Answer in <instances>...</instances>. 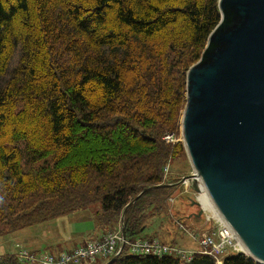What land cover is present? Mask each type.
Listing matches in <instances>:
<instances>
[{
  "label": "trees",
  "instance_id": "obj_1",
  "mask_svg": "<svg viewBox=\"0 0 264 264\" xmlns=\"http://www.w3.org/2000/svg\"><path fill=\"white\" fill-rule=\"evenodd\" d=\"M219 1L0 0V239L95 205L107 235L144 190L177 183L164 167L186 150L164 137L179 134L187 73L222 19ZM177 188L149 190L127 209L128 242L147 238V210H164ZM110 264L217 261L126 245ZM223 264L259 263L230 253Z\"/></svg>",
  "mask_w": 264,
  "mask_h": 264
},
{
  "label": "water",
  "instance_id": "obj_2",
  "mask_svg": "<svg viewBox=\"0 0 264 264\" xmlns=\"http://www.w3.org/2000/svg\"><path fill=\"white\" fill-rule=\"evenodd\" d=\"M219 8L222 19L187 73L181 123L193 174L148 188L127 206L124 242L107 264L126 246L127 209L149 190L186 181L198 194L203 184L246 256L264 264V0H220Z\"/></svg>",
  "mask_w": 264,
  "mask_h": 264
},
{
  "label": "rangeland",
  "instance_id": "obj_3",
  "mask_svg": "<svg viewBox=\"0 0 264 264\" xmlns=\"http://www.w3.org/2000/svg\"><path fill=\"white\" fill-rule=\"evenodd\" d=\"M17 58L18 55L16 56L15 61ZM174 134L176 136V143L183 142L182 123L179 129V134ZM169 163L170 172L168 177H165L164 172V179L166 182L175 183L178 182L176 181L177 179L181 180L182 178L193 174V168L188 155L173 159ZM199 196L200 193H196L192 186L191 188H188L186 184L178 186L177 189H174L170 200L166 201L167 206H165L164 210L157 211L152 208L147 210L150 217L146 223L147 229L144 232V235L147 237H156L155 239H158L162 243L180 248L184 251L194 253L195 250L199 251V243L191 237V234L201 235L204 232L214 234L218 231V225L214 220V215L206 210L203 203L200 202L201 206L192 204L193 201H197L198 199L200 201L201 197ZM100 208V205H95L91 210H78L66 217L35 225L32 228L22 231L20 234L23 235H21L22 239L20 240L23 242L24 239L30 237L32 240H35L34 242L38 241L39 246L36 248L38 249L37 251H35V248L32 246H29V249H31L29 251L34 253H50L56 255L58 249L64 247L72 249L80 242V240L77 239L80 234L95 229L96 222L94 216L91 214L94 211H98ZM200 212L202 213L201 215ZM5 238L7 237H2L0 241L6 242L8 239ZM95 239L98 240L97 238ZM20 240L17 241L19 242ZM185 241L187 242V248L195 250L189 251V249H184L183 245ZM1 242L0 254L8 246ZM10 244L6 249L12 250L14 243H12L11 246ZM17 251L19 252L21 250ZM71 251L73 250H67V252ZM108 262L109 260L98 259L95 264H106Z\"/></svg>",
  "mask_w": 264,
  "mask_h": 264
},
{
  "label": "built area",
  "instance_id": "obj_4",
  "mask_svg": "<svg viewBox=\"0 0 264 264\" xmlns=\"http://www.w3.org/2000/svg\"><path fill=\"white\" fill-rule=\"evenodd\" d=\"M168 144L176 143L174 133H168L164 137ZM165 177L170 172L169 167L164 169ZM191 188V181L185 183ZM218 231L214 234L204 232L201 235L191 234V237L199 243L200 250L195 253H203L216 259L217 264L222 263L224 256L230 253H243L244 246L233 228L223 220V217H215ZM183 227V226H182ZM123 237L120 231L109 233L99 240H91L86 244L75 248L71 252L54 255L50 253H34L27 250L19 251L17 258L26 264H94L98 259L109 260L120 250ZM131 253L151 255L156 257L174 256L183 261H190L194 252L184 251L180 248L162 243L158 239H136L127 242ZM1 260V257H0Z\"/></svg>",
  "mask_w": 264,
  "mask_h": 264
},
{
  "label": "crops",
  "instance_id": "obj_5",
  "mask_svg": "<svg viewBox=\"0 0 264 264\" xmlns=\"http://www.w3.org/2000/svg\"><path fill=\"white\" fill-rule=\"evenodd\" d=\"M20 233H22V231L21 232H18L16 234H11V235L6 236L7 238H5V239H8V240H6V242H1L0 241L1 243H4V244L8 245L6 248L9 247L10 242H11L10 246L12 245V243H14V245H13L14 247H12V250H9V249H6L5 248L4 251L1 254H4V255L5 254H12V255H14L15 254L16 255L18 253L17 250H28V251L31 250V249H29V246H32L33 248H35V251L38 250V249H36L39 246V242L38 241L34 242L35 240H32V238L29 237L27 239H24L23 242H21L20 239H22L21 238V235H23V234H20ZM103 236H105V235L103 234V232H101L100 230L97 229L96 223H95V229L90 230V231H86V232L80 234L77 237V239L80 240V242L77 243V245H75V247H73L72 249H67L65 247L64 248H61V249H58L56 251L57 252L56 255H60L62 253H66L67 250L68 251L69 250H74L75 248H77V247H79L81 245L86 244L90 240H94L95 238L101 239ZM147 238H156V237H147ZM17 240H20V241L18 242ZM183 248L184 249H189V248H187V242L186 241H185V243L183 245ZM190 250H195V249H189V251Z\"/></svg>",
  "mask_w": 264,
  "mask_h": 264
},
{
  "label": "bare ground",
  "instance_id": "obj_6",
  "mask_svg": "<svg viewBox=\"0 0 264 264\" xmlns=\"http://www.w3.org/2000/svg\"><path fill=\"white\" fill-rule=\"evenodd\" d=\"M170 162V161H169ZM170 166V163H168L165 167H169ZM164 167V168H165ZM199 197H201L200 198V202H202L203 203V205L206 207V210L207 211H210L214 216V218L215 217H220V213H219V211L217 210V208H216V206H214V203H213V201H212V199H211V197H210V195L208 194V192H207V190H206V188L203 186V184H202V192L200 193V196ZM205 197V198H204ZM224 220V219H223ZM121 229H122V224H121V227L118 229V230H116V231H113V232H118V231H120V233L122 234V231H121ZM113 232H110V233H113ZM122 237H123V235H122ZM123 242H124V240H123ZM127 242L128 241H126V245H127ZM123 244V243H122ZM121 247H122V245L120 246V250H121ZM130 249V248H129ZM119 250V251H120ZM244 250H246V248L244 247ZM247 251V250H246ZM131 252V251H130ZM119 253V252H118ZM117 253V254H118ZM116 254V255H117ZM115 255V256H116ZM220 264H223V263H220Z\"/></svg>",
  "mask_w": 264,
  "mask_h": 264
}]
</instances>
